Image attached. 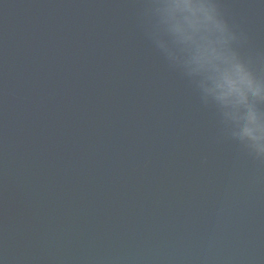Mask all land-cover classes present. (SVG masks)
Returning <instances> with one entry per match:
<instances>
[{
    "label": "water",
    "instance_id": "obj_1",
    "mask_svg": "<svg viewBox=\"0 0 264 264\" xmlns=\"http://www.w3.org/2000/svg\"><path fill=\"white\" fill-rule=\"evenodd\" d=\"M150 0H0V264H264V162L149 37ZM264 70V0H219Z\"/></svg>",
    "mask_w": 264,
    "mask_h": 264
},
{
    "label": "clouds",
    "instance_id": "obj_2",
    "mask_svg": "<svg viewBox=\"0 0 264 264\" xmlns=\"http://www.w3.org/2000/svg\"><path fill=\"white\" fill-rule=\"evenodd\" d=\"M148 9L160 54L215 109L224 134L264 162V70L241 55L243 34L219 0H150Z\"/></svg>",
    "mask_w": 264,
    "mask_h": 264
}]
</instances>
